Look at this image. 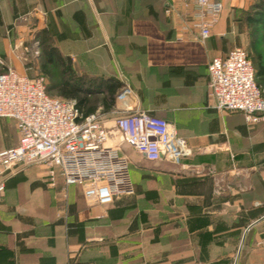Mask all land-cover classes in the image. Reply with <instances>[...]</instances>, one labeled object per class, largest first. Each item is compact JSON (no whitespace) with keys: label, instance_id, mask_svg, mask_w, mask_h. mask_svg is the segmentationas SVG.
<instances>
[{"label":"crops","instance_id":"1","mask_svg":"<svg viewBox=\"0 0 264 264\" xmlns=\"http://www.w3.org/2000/svg\"><path fill=\"white\" fill-rule=\"evenodd\" d=\"M215 1L221 11L201 42L187 0H0V72L31 77L22 41L41 38L42 57L55 46L74 74L130 86L128 102L173 122L191 150L182 165L138 155L152 170L136 174L129 159L134 193L103 203L60 176L50 184L38 164L6 174L0 264H264V120L210 107L207 71L239 44L264 66L261 0ZM7 119L0 149L18 138L15 128L7 146Z\"/></svg>","mask_w":264,"mask_h":264},{"label":"built area","instance_id":"2","mask_svg":"<svg viewBox=\"0 0 264 264\" xmlns=\"http://www.w3.org/2000/svg\"><path fill=\"white\" fill-rule=\"evenodd\" d=\"M187 1L192 6L191 26L203 42L222 5L215 0ZM172 3L166 5V13ZM207 71L210 107L241 112L248 125L264 120V88L256 83L253 64L243 48L233 47L225 56L213 57ZM132 95L130 86L120 89L114 116L107 123L101 107L84 114L74 98L50 95L43 75L31 78L5 66L0 72V118L14 121L18 138L15 145L0 149V192L6 174L38 164L45 168L50 184L60 176L65 186H82L87 202L131 195L130 160L121 142L146 161L182 165L191 150L174 123L132 105L128 102Z\"/></svg>","mask_w":264,"mask_h":264},{"label":"trees","instance_id":"3","mask_svg":"<svg viewBox=\"0 0 264 264\" xmlns=\"http://www.w3.org/2000/svg\"><path fill=\"white\" fill-rule=\"evenodd\" d=\"M256 6L262 7V10L258 12V19H261L264 25V0L259 1ZM255 58V66H253L255 78L264 77V66L260 60V55H256ZM49 65H58L61 67V79L59 82L48 83L47 79L50 81L48 72ZM40 70L41 75L46 80L47 92L49 93V90H54L60 97L74 98L79 109L84 114L93 112L98 107H101L102 112L111 109L117 101V93L123 87L122 82L113 77H86L74 74L69 58L60 55L56 47L51 45L43 53V62L40 65ZM34 77L36 76H31V78ZM98 96L101 97L95 98Z\"/></svg>","mask_w":264,"mask_h":264},{"label":"rangeland","instance_id":"4","mask_svg":"<svg viewBox=\"0 0 264 264\" xmlns=\"http://www.w3.org/2000/svg\"><path fill=\"white\" fill-rule=\"evenodd\" d=\"M23 42V53H22V60L23 62H25L27 64V74H29L30 76H38L41 75V70H40V65L43 62V57L41 54V45H42V39L39 38L38 40H31L29 46H27L25 43L26 41H22ZM21 42V43H22ZM27 48H24V47ZM40 46V49L38 50ZM238 46H240L241 48H244L243 44H239ZM246 50V49H245ZM248 53V52H247ZM48 72L50 75V81L47 79L48 83H57L59 82V80L61 79V67L58 65H49L48 66ZM49 93L51 95H57L56 91H52L49 90ZM60 97V96H59ZM101 96L95 97V98H100ZM16 130H15V126L12 120L7 119V146L9 144H12V142H14L13 140H15L16 138ZM121 148L123 149V151L127 154V156L129 157V159L131 160V169L133 174L138 173L139 170V166L143 167V169L149 170L152 168H149V164L143 161L138 162L137 160L140 158L138 155V153L131 147H125V149L122 147L124 146V144L122 145V142L120 143ZM132 152L134 154L133 156H130L128 153ZM140 160V159H139ZM41 169V168H40ZM42 170V169H41ZM44 172H46L45 168L43 167Z\"/></svg>","mask_w":264,"mask_h":264}]
</instances>
